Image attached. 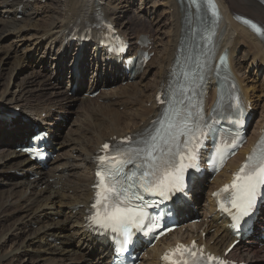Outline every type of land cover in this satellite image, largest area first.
<instances>
[{"label": "bare ground", "instance_id": "obj_1", "mask_svg": "<svg viewBox=\"0 0 264 264\" xmlns=\"http://www.w3.org/2000/svg\"><path fill=\"white\" fill-rule=\"evenodd\" d=\"M215 1L219 13L215 37L216 57L222 52L227 53L231 74L238 83L245 103L255 110H264V106L259 107L264 93V75L262 83H258L259 75L264 72V43L255 31L238 18H250L264 31V0ZM40 2L0 0L3 18L0 19V87L3 85L0 97L6 98L0 99V107L19 108L26 115L37 117L42 114L50 117V111L56 108L63 111L64 107L59 101L61 94L56 89V84L60 86V79L66 71L62 66L67 52H62L61 48L64 44L68 45L69 39L85 31L86 24H94L100 15L110 20L118 32L127 38L147 35L154 56L146 63L142 74L131 76L125 73L117 60L107 55L98 42L92 45L87 61H84L86 51L81 50L82 55L70 68L67 81L69 86L76 88L72 101L82 106L77 136L73 137L72 133L67 132L66 143L50 144V153L58 151V147H67L63 160L57 153L56 160L48 161L42 167L29 162L14 147V143H21L25 138L22 131L18 130L17 118H14L13 113L0 112V173L15 172L14 176L5 175L3 179L0 176V182L3 181L7 187L0 191V264H76L85 257H90L93 264H107L112 254L109 245L85 230L96 154L108 139L121 138L130 132H143L149 121L159 114L156 94L171 72L186 24L184 17L187 15L194 20L197 11L194 4L183 0L181 3L176 0H139L137 12L141 11L146 18H152L148 20L152 34H140L132 32L130 22L118 16L137 6V0ZM19 13L22 15L21 20L17 19ZM162 16H167L169 21L163 24ZM8 36L14 40L5 42ZM21 45H27V48L21 49L23 53L18 51ZM4 57L12 58L10 67L14 68L6 77L4 72L9 70V66L7 70L1 66ZM244 61L249 63L245 64ZM22 64L33 70L30 69L29 76H26L28 80L14 84L12 75L17 66ZM36 67L37 70L34 69ZM48 67L50 72L47 77L43 73H47ZM88 70L91 77L87 92L78 96L77 92L86 84L82 80ZM147 73H152L151 79H147ZM123 82H126L125 86L121 85ZM39 86H42L41 92H34ZM50 86L55 87L53 91H50ZM100 86L103 90L99 95L90 98L89 95ZM214 86L213 81L207 84L213 101L216 97ZM256 92L261 93V96L256 95ZM23 93L30 94L36 101L31 102ZM43 122L49 133H57L51 118ZM253 124L254 127L263 128L264 113ZM252 134L249 137L253 138ZM248 152L249 149L245 150L232 161L230 169H235L238 161L243 160L244 154ZM72 153H76L75 157H72ZM208 178L201 181V186L208 189L205 201L200 204L196 198L191 199L178 215L183 222H190L193 209L200 208L205 213L204 221L199 225H190L184 231H174L169 238L147 249L144 260L139 264H159L164 246L178 239L196 238L206 250L221 254L234 241L225 225L219 222V213L210 199L211 191L224 180H229L230 174L225 170L212 182H208ZM263 216L256 221L255 234L245 244L236 245L229 254L230 258L246 264H264V247L260 246L264 245V238H261L264 233ZM33 227L37 228L33 230ZM64 229L66 235H63ZM210 229H213L212 235L203 239L201 233L207 234ZM7 246L9 250L6 252ZM32 253L35 255L34 261L30 260L29 254Z\"/></svg>", "mask_w": 264, "mask_h": 264}, {"label": "snow or ice", "instance_id": "obj_2", "mask_svg": "<svg viewBox=\"0 0 264 264\" xmlns=\"http://www.w3.org/2000/svg\"><path fill=\"white\" fill-rule=\"evenodd\" d=\"M195 3V0H192ZM215 14V5L212 0H206ZM245 23H249L245 21ZM251 27L260 33V29L253 24ZM264 35V33H261ZM236 107L239 108L237 100ZM169 128L174 125L169 124ZM199 128L193 132L185 123L183 131L165 138L163 135H150L148 139L137 141L136 148L127 152L119 148L113 150L112 155H100L98 160L97 177L98 182L94 185L97 189L95 202L91 205L94 213L90 219L99 228L111 230L122 237L120 241L122 248L132 242V230H142L145 220L149 219L146 212L147 204H133L132 201H143L144 197L134 188L139 187L144 193H152L167 198L172 190H179L183 186V174L186 168L192 166L196 159V148L199 147ZM202 135V133H199ZM186 138L183 145L180 144L179 137ZM127 139V138H126ZM109 144L102 145L103 150H108ZM186 149L187 151H184ZM219 152L220 149H217ZM121 157H126L125 161H120ZM133 160H140L136 165L142 169L139 176L136 172L131 174L122 173L119 165L122 162L131 163ZM264 186V137L257 142L252 152L246 157L245 163L233 178L232 184L225 187V191L231 188L232 196L229 203L236 209L233 219L239 222L240 218L247 215L251 209L258 189ZM224 211H230L224 208ZM231 214V213H230ZM151 222V221H150ZM195 244L190 247L177 245L165 253L162 260L168 264H188L186 254L197 257L202 249L192 251ZM211 262L217 258L208 256ZM193 264H199L193 261ZM217 264H224L217 261Z\"/></svg>", "mask_w": 264, "mask_h": 264}, {"label": "rangeland", "instance_id": "obj_3", "mask_svg": "<svg viewBox=\"0 0 264 264\" xmlns=\"http://www.w3.org/2000/svg\"><path fill=\"white\" fill-rule=\"evenodd\" d=\"M58 1V0H57ZM138 1L137 0V6H133L132 8H130L129 10H127L126 12H124V14H116L119 16L120 19H124V21H128L130 22L129 24V27H131V31L134 32L136 31L137 33H141V32H147V33H151L152 34V28H150V24L148 22V20H152V18H146L144 15H142V12L138 11ZM154 1V0H153ZM45 2V0H41V4H43ZM0 11L2 13V8H0ZM133 12V13H132ZM0 13V19H3L2 18V15ZM136 16V17H135ZM3 17L5 18V15H3ZM22 17V15H21ZM17 18L18 20H21L22 18ZM162 19V23L165 24L167 23V20L169 21V18L167 16H162L161 17ZM167 18V19H166ZM139 19V20H138ZM163 29V28H162ZM162 31V30H161ZM135 37V36H134ZM11 39H13L11 36H8L6 37L5 39V42H9L11 41ZM14 40V39H13ZM28 45V44H27ZM27 45L25 46H19L18 47V51L20 53H23L22 50L23 48H27ZM22 49V50H21ZM17 53V52H16ZM2 56L0 55V58ZM73 56L70 55L68 56V59H67V64H69L68 61L71 60ZM49 58V57H48ZM40 60V59H39ZM42 60V59H41ZM12 58H7V57H4L2 58V62H1V66L4 68L8 67L9 66V70L4 72V76H8L11 74V72L13 71V67L11 69L10 67V63L12 62ZM245 64L246 63H249L248 61H244ZM27 65H31V63H28ZM26 64H22V65H19L17 66V70H15L14 74L12 75V80L14 81V84L20 82V81H23V80H28L29 78H26V76H29V72H30V69L26 68L27 66ZM66 68V71L63 75V77L60 79V86L58 84L57 85V90L60 92L61 94V98H60V103H62V106L64 107V110L61 112L62 114V118L58 117V111L57 109L53 110L52 111V115H53V120L54 122L56 123V130H57V133L55 134V136L53 137V139L56 140V144H59L60 142H63L66 143V141L68 140V138L66 137L67 135V132H70L72 133L73 137H76L77 136V127L79 125V121H80V117H81V113H82V106H80L78 103L72 101L71 97L75 95L74 93V90L68 85L67 81L69 79V68L68 66L64 67ZM37 70V67L34 68ZM7 70V68H6ZM33 70V69H32ZM50 72V68L48 67L47 68V73H43L45 76L48 77V74ZM152 74V73H151ZM150 74V75H151ZM149 75V73H147V79L150 78L151 79V76ZM263 75H264V72H262L260 75H259V81L258 83H262V80H263ZM90 77H91V73L90 71L88 70L87 72V75L85 76L84 78V81L86 84L84 85V87L82 88L81 92H84L86 91V88L88 87L89 85V80H90ZM49 83H50V80H49ZM48 84V83H47ZM52 84V83H51ZM50 84H48L49 86ZM122 86H125L124 84H121ZM3 86V85H2ZM2 86L0 87V89H2ZM34 87V86H33ZM33 87H31V90H33ZM55 87H51L50 86V91H53ZM11 89L15 90L14 88L11 87ZM41 89H42V86H39L38 88L35 89L34 92L36 93H39L41 92ZM96 90H98L99 92L101 91L100 88H96ZM95 90V91H96ZM94 91V92H95ZM19 92L16 93V95H18ZM80 95V93H78ZM23 96H25L28 100H30L31 102H34L36 101V99H33L32 96H30V94H27V93H23L22 94ZM256 95H260L261 96V93H258L256 92ZM2 98L3 99H6L4 96L3 97H0V99ZM66 98H70V99H66ZM52 104H56V103H52ZM259 107H262L264 106V93H263V97H262V101L259 102ZM78 107V108H77ZM71 110V111H70ZM121 110V109H120ZM264 113V110L263 108H257L256 109V113L254 114V118L256 119L257 117L261 116L262 114ZM75 114V115H74ZM78 118V119H77ZM254 119V120H255ZM252 120V125L251 127L248 129L247 133L248 135H251L253 133V128H254V124H253V121ZM75 127V128H74ZM25 126H19L18 130L25 132ZM63 128V129H62ZM75 129V130H74ZM69 130V131H68ZM62 131V132H61ZM60 133V134H59ZM60 137V138H59ZM65 141V142H64ZM58 151L57 152L60 156H61V160L64 159V154L65 152L67 151V147H61L59 148L58 147ZM72 157H75L76 153H72ZM56 156L57 154H54V157L52 158V160H56ZM13 174H15L14 171H5L3 173H0V176L3 177L5 175H9V176H14ZM8 181V180H7ZM8 184L10 185L11 182L9 181ZM4 182H0V191H4L5 189H7V187L4 186ZM199 211V210H198ZM197 212V211H196ZM56 214V213H55ZM203 216L201 215H198V218L203 220L202 219ZM37 225V224H36ZM38 226V225H37ZM37 227H33L32 229L35 230ZM65 229H66V225H65ZM65 229H64V233L63 235H66V232H65ZM1 232V230H0ZM9 246H7V249H6V252L9 250L8 248ZM30 256V260L31 261H34L35 260V255L32 253V254H29ZM89 261V262H88ZM76 264H93L92 260L90 257H85L84 260H82L81 262H77Z\"/></svg>", "mask_w": 264, "mask_h": 264}]
</instances>
